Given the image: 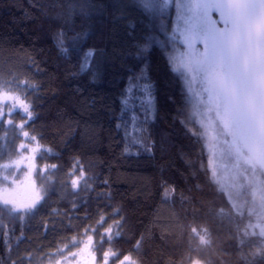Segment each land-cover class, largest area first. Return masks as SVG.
I'll list each match as a JSON object with an SVG mask.
<instances>
[{
	"label": "trees",
	"instance_id": "trees-1",
	"mask_svg": "<svg viewBox=\"0 0 264 264\" xmlns=\"http://www.w3.org/2000/svg\"><path fill=\"white\" fill-rule=\"evenodd\" d=\"M170 13L142 0H0V91L34 113L5 102L0 163L24 142L36 168L12 194L0 190V264H39L85 235L103 264L106 251L116 253L109 264L127 255L136 264H264L248 213L214 180L183 76L170 70ZM38 193L36 209L19 211Z\"/></svg>",
	"mask_w": 264,
	"mask_h": 264
},
{
	"label": "snow or ice",
	"instance_id": "snow-or-ice-1",
	"mask_svg": "<svg viewBox=\"0 0 264 264\" xmlns=\"http://www.w3.org/2000/svg\"><path fill=\"white\" fill-rule=\"evenodd\" d=\"M142 3L146 8L151 7L150 0H142ZM168 4L169 0H161L159 5L161 14ZM195 7L203 10L200 18L201 29L188 37L186 43L192 48L199 40L203 45V51L200 53L201 59L196 68L200 77L199 90H193L195 79L188 81V91L193 95L192 115L208 117L207 121L204 119L199 121L204 129L203 135L212 139L223 137L228 147L239 145L250 153L246 158L248 163L255 167L253 163L255 161L264 170V0H197ZM178 11H182L179 6ZM213 11L218 14V19H213ZM163 28L161 24V30ZM95 51L89 49L85 53L84 60L89 63H82V70L90 67ZM166 58L170 63V70L175 72L177 70L175 57L168 54ZM138 79H147L146 69L141 70ZM147 88L148 86L145 85L144 91ZM122 96L126 97V93H122ZM5 102H11L14 108H21V105H24L21 110L29 119L34 115L18 95L0 91V118L5 117L3 108ZM123 102L125 104L128 102L127 97ZM11 111L12 109L9 108L8 112ZM4 122L12 124L13 120L9 118ZM25 123L27 121L22 120L20 127ZM213 124L218 128L215 137L210 135ZM22 135L28 137L29 133L23 131ZM36 139L37 137H32V140ZM18 149L19 152L31 151L24 142L18 146ZM24 158L35 160V156ZM50 167L56 168L57 165ZM31 170H36L35 165ZM84 178L83 171L80 176H73L72 187L75 188ZM258 179L264 180V176ZM253 194L255 196V190ZM42 199L43 197L38 193L31 203L21 207L19 211L36 209ZM255 199L259 202L260 198L255 196ZM261 207L264 208V205ZM247 211L251 213L252 209L249 208ZM247 228L248 235H259L261 238V246L253 253L254 256L258 255L264 251V212L258 217L257 223L249 224ZM253 229H258V232H253ZM104 232L111 238V227L106 228ZM87 241V247L92 248L93 236L89 235ZM201 241L207 242L203 236ZM114 255L115 252L106 251L104 264H109V259ZM120 264H136V261L127 255ZM193 264H201V262L194 260Z\"/></svg>",
	"mask_w": 264,
	"mask_h": 264
},
{
	"label": "rangeland",
	"instance_id": "rangeland-1",
	"mask_svg": "<svg viewBox=\"0 0 264 264\" xmlns=\"http://www.w3.org/2000/svg\"><path fill=\"white\" fill-rule=\"evenodd\" d=\"M158 1L150 0L151 6H154V4L160 5L161 0ZM196 2L197 0H169V4L165 8H171L170 31L168 34L169 54L175 57V67L181 72L187 88L188 81L195 79L192 85L194 91H198L200 88V77L196 68L198 61L201 59L200 53L203 51V45L197 40L194 47L189 48L186 40L201 29L200 18L203 10L195 7ZM178 6L182 11H178ZM212 17L213 19H218V14L213 11ZM190 97L192 103V93H190ZM10 103H8L9 107ZM23 106L21 105V108ZM201 119L207 121L208 117H196L202 134L204 129L199 123ZM217 131V126L213 124L210 129V135L215 137ZM202 136L210 161L209 167L217 185L225 192L235 210L248 213L247 226L257 223L258 217L264 212V208L261 207L264 205V180L258 179V177L264 176V170L255 161H253L255 167H253V164L248 163L246 158L250 156V153L239 145L228 147L224 143L223 137L212 139L203 134ZM27 145L32 148L30 144ZM25 156H28L27 153L17 151V154L10 157V161L7 160L6 164L0 163L2 164L0 165V190L12 194L11 189L18 187L29 171L31 173L34 172L31 170L33 166L31 160L25 159ZM253 190H255V196L260 198L259 202L255 199ZM249 208L252 209L251 213L247 211ZM252 231L258 232V229H253ZM88 236L71 237L68 243L61 245L57 251L47 256L39 264H93L95 254L93 248L87 247ZM70 253L75 255L70 256ZM194 260H199L201 264H206L204 260L198 258H194L190 264H193ZM95 264H103V262H98L95 258Z\"/></svg>",
	"mask_w": 264,
	"mask_h": 264
}]
</instances>
